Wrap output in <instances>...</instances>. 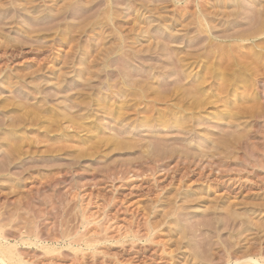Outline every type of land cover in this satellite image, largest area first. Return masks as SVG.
Listing matches in <instances>:
<instances>
[{"label":"rangeland","instance_id":"rangeland-1","mask_svg":"<svg viewBox=\"0 0 264 264\" xmlns=\"http://www.w3.org/2000/svg\"><path fill=\"white\" fill-rule=\"evenodd\" d=\"M263 5L0 0V236L20 262L264 264Z\"/></svg>","mask_w":264,"mask_h":264},{"label":"bare ground","instance_id":"bare-ground-1","mask_svg":"<svg viewBox=\"0 0 264 264\" xmlns=\"http://www.w3.org/2000/svg\"><path fill=\"white\" fill-rule=\"evenodd\" d=\"M65 1H66V0H65ZM135 1H136V0H135ZM59 2H60V1H59ZM61 2H62V1H61ZM86 2H87V1H86ZM120 2H121V1H120ZM80 3H81V1H80ZM25 4H26V3H25ZM58 4H59V3H58ZM99 4H100V3H99ZM99 4H98V5H99ZM105 4H106V3H105ZM130 4H131V3H130ZM146 4H147V3H146ZM146 4H145V5H146ZM26 5H27V4H26ZM83 5H84V3H83ZM87 5H88V4H87ZM96 5H97V4H96ZM98 5H97V6H98ZM54 6H55V5H54ZM132 6H133V5H132ZM25 7H26V6H25ZM100 7H101V5H100ZM262 7H264V5H263ZM94 8H95V6H94ZM94 8H93V9H94ZM96 8H97V7H96ZM96 8H95V9H96ZM126 8H127V7H126ZM113 9H114V8H113ZM124 9H125V8H124ZM128 9H129V8H128ZM155 9H156V8H155ZM257 9H258V8H257ZM55 10H57V8H56ZM259 10H260V9H259ZM25 11H26V10H25ZM27 11H28V10H27ZM93 11H94V10H91V12L89 11V12H90L89 14L93 13ZM96 11H97V10H96ZM106 11H108V9H107ZM254 11H256V10H254ZM54 12H55V11H54ZM100 12H101V11H100ZM126 12H127V11H126ZM126 12H125V13H126ZM260 12H261V11H260ZM60 13H61V12H60ZM102 13H103V12H102ZM104 13H105V12H104ZM254 13H255V12H254ZM254 13H253V14H254ZM256 13H257V11H256ZM29 14H30V12H29ZM36 14H37V13H36ZM52 14H53V13H52ZM54 14H55V13H54ZM84 14H85V13H84ZM89 14H87V15H89ZM113 14H114V12L112 13V15H113ZM118 14H119V12H118ZM253 14H252V15H253ZM262 14H264V11H263ZM31 15H32V14H31ZM34 15H35V14H34ZM254 15H255V17H256V14H254ZM260 15H261V14H260ZM52 16H53V15H52ZM54 16H56V15H54ZM92 16H93V15H92ZM119 16H120V15H119ZM219 16H220V15H219ZM258 16H259V14H258ZM34 17H35V16H34ZM34 17H33V18H34ZM72 17H73V16H72ZM80 17H81V15H80ZM82 17H83V14H82ZM99 17H100V16H98V18H99ZM126 17H127V16H126ZM260 17H261V16H260ZM56 18H57V17H56ZM83 18H84V17H83ZM83 18H82L81 21H84ZM86 18H87V16H85V19H86ZM115 18H116V17H115ZM117 18H118V17H117ZM253 18H254V17H253ZM262 18H264V17H262ZM54 19H55V17H54ZM57 19H59V18H57ZM57 19H56V20H57ZM77 19H78V18H77ZM122 19H125V18H122ZM126 19H127V18H126ZM197 19H198V18H197ZM254 19H255V18H254ZM257 19H258V18H257ZM97 20H99V19H97ZM105 20H106V19H105ZM113 20H114V19H112V23H113ZM261 20H262V19H261ZM58 21H60V19H59ZM73 21L75 22L76 19L72 20V22H73ZM81 21H80V22H81ZM197 21H198V20H197ZM106 22H107V21H106ZM199 22H200V21H199ZM25 23H26V22H24V24H25ZM53 23H54V20H53ZM53 23H52V24H53ZM55 23H56V22H55ZM64 23H65V22H64ZM77 23H79V22H77ZM251 23H252V21H251ZM251 23H250V24H251ZM262 23H264V20H263ZM52 24H51V26L54 25V24H53V25H52ZM72 24H74V23H72ZM149 24H151V23H149ZM190 24H191V23H190ZM49 25H50V23H49ZM80 25H81V24H80ZM116 25H117V24H116ZM200 25H201V24H200ZM33 26H34V25H33ZM41 26H42V25H41ZM63 26H64V25H63ZM63 26H62V27H63ZM75 26L77 27V25H75ZM118 26H120V25H118ZM138 26H139V25H138ZM141 26H142V25H141ZM252 26H253V25H252ZM252 26H251V27H252ZM254 26H255V24H254ZM31 27H32V26H31ZM46 27H48V26L46 25L45 28H46ZM62 27H61V28H62ZM79 27H80V26H79ZM123 27H124V26H123ZM123 27H122V28H123ZM196 27H197V26H196ZM213 27H214V26H213ZM240 27H241V26H240ZM251 27H250V28H251ZM34 28H35V27H33V29H34ZM43 28H44V27H43ZM50 28H51V27H50ZM122 28H120V29H122ZM163 28H164V27H163ZM236 28H237V27H236ZM238 28H239V27H238ZM262 28H263V27H262ZM48 29H49V28H48ZM71 29H73V28H71ZM76 29H77V28H76ZM142 29H145V30H146V28H142ZM195 29H196V28H195ZM197 29H198V28H197ZM39 30H40V29H39ZM41 30H42V29H41ZM237 30H239V29H237ZM32 31H33V30H32ZM36 31H38V30H36ZM63 31H64V30H63ZM71 31H72V30H71ZM143 31H144V30H143ZM146 31H147V30H146ZM197 31H198V30H197ZM234 31H235V30H234ZM257 31H258V30H257ZM257 31H256V32H257ZM241 32H243V30H242ZM254 32H255V31H254ZM262 32H263V30H262ZM72 33L75 34L74 31H72ZM145 33H146V32H145ZM189 33H190V32H189ZM258 33H260V32H258ZM32 34H33V33H32ZM116 34H117V33H116ZM200 34H201V33H200ZM228 34H229V33H228ZM232 34H233V33H231V35H232ZM234 34H235V33H234ZM260 34H261V33H260ZM260 34H259V35H260ZM78 35H79V34H78ZM236 35L238 36V34H236ZM254 35H255V34H254ZM254 35L246 36V37H240L238 40H240L241 42L250 41V40L256 38V37H254ZM119 36H120V35H119ZM134 36H135V35H134ZM64 37H66V36H64ZM98 37H99V36H98ZM155 37H156V35H155ZM30 38H31V37H30ZM72 39H73V38H72ZM123 39H124V38H123ZM155 39H156V38H155ZM158 39H159V38H158ZM26 40H27V39H26ZM31 40H32V38H31ZM126 40H127V39H126ZM132 41H133V40H132ZM154 41H155V40H154ZM166 41H167V40H166ZM32 42H33V41H32ZM72 42H73V41H72ZM162 42H164V41H162ZM202 42H203V41H202ZM26 43H27V42H26ZM36 43H37V42H36ZM109 43H110V42H109ZM140 43H141V42H140ZM166 43H167V42H166ZM166 43H163V44L165 45ZM229 43H230V42H229ZM235 43H236V42H235ZM40 44H41V43H40ZM40 44H39V46H41ZM118 44H119V42H118ZM142 44H143V43H142ZM154 44H155V43H154ZM169 44H170V42H169ZM210 44H211V43H210ZM215 44H216V43H215ZM222 44H223V43H222ZM232 44H234V43H232ZM33 45H34V44H33ZM35 45H36V47L38 46L37 44H35ZM47 45H48V44H47ZM172 45H173V44H172ZM175 45H176V44H175ZM213 45H214V44H213ZM213 45H212L211 47H213ZM216 45H217V44H216ZM229 45H231V44H229ZM49 46H50V45H49ZM68 46H69V44H68ZM68 46H67V47H68ZM107 46H108V45H107ZM139 46H140V45H139ZM139 46H138V47H139ZM146 46H147V45H146ZM167 46H168V44H167ZM207 46H208V45H207ZM219 46H220V43H219ZM136 47H137V46H136ZM140 47H141V46H140ZM155 47H156V46H155ZM155 47H154V48H155ZM163 47H164V46H163ZM220 47H221V46H220ZM33 48H34V47H33ZM104 48H105V47H104ZM123 48H124V47H123ZM123 48H122V49H123ZM127 48H128V47H127ZM165 48H166V45H165ZM207 48H208V47H207ZM214 48H215V47H214ZM214 48H213V50H214ZM222 48H223V47H221V49H222ZM39 49H40V48H38V50H39ZM128 49H129V48H128ZM130 49H131V48H130ZM143 49H144V48H143ZM145 49H146V48H145ZM151 49H152V48H151ZM169 49H170V48H169ZM169 49H168V50H169ZM205 49H206V48H205ZM215 49H216V48H215ZM18 50H19V49H18ZM40 50H41V49H40ZM152 50H153V49H152ZM217 50H218V49H217ZM70 51H71V50H70ZM113 51H114V50H113ZM223 51H225V50H223ZM71 52H72V51H71ZM127 52H128V51H127ZM134 52H135V51H134ZM170 52H171V50H170ZM196 52H197V51H196ZM102 53H103V52H102ZM109 53H110V52H107V54H109ZM124 53H125V51H124ZM171 53H173V52H171ZM205 53H206V52H205ZM225 53H226V52H225ZM62 54H63V53H62ZM176 54H177V53H176ZM179 54H180V53H179ZM186 54H187V52H186ZM189 54H190V53H189ZM206 54H207V53H206ZM90 55H91V54H90ZM90 55H89V56H90ZM98 55H99V54H98ZM191 55H194V54L191 53ZM62 56H63V55H62ZM94 56H96V55H94ZM125 56H129L128 53H127V55H125ZM125 56H124V57H125ZM168 56H169V55H168ZM180 56H181V55H180ZM184 56H185V54H184ZM184 56H183V57H184ZM211 56H213V55H211ZM171 57H173V56L171 55ZM103 58H104V57H103ZM177 58H178V57H177ZM177 58H176L175 60H177ZM173 59H174V58H173ZM179 59H180V58H179ZM179 59H178V60H179ZM103 60H104V59H103ZM127 60H128V57H127ZM183 60H184V59H183ZM193 60H194V59H193ZM119 61H120V60H119ZM146 61H147V60H145L143 63H145ZM39 62H40V61H39ZM173 62H174V61H173ZM180 62H181V61H180ZM182 62H184V61H182ZM141 63H142V62H141ZM154 63H155V62H154ZM224 63L227 64L226 62H224ZM228 63H229V62H228ZM106 64H107V63H106ZM113 64H114V63H113ZM117 64H120V63H117ZM159 64H160V63H159ZM48 65H49V64H48ZM78 65H79V64H78ZM114 65H115V64H114ZM153 65H154V64H153ZM175 65H176V64H175ZM223 65H224V64H223ZM79 66H80V65H79ZM118 66H119V65H118ZM158 66H159V65H158ZM226 66H227V65H226ZM37 67H39V66H37ZM116 67H117V66H116ZM156 67H157V66H156ZM165 67H166V66H165ZM175 67H176V66H175ZM220 67H221V66H220ZM228 67H229V66H228ZM228 67H227V68H228ZM32 68H33V67H32ZM34 68L36 69V67H34ZM52 68H53V67H52ZM160 68H163V67H160ZM221 68H222V67H221ZM227 68H226V67H223V69H225V71H227V70L229 69V68H228V69H227ZM38 69H39V68H38ZM38 69H36V70H38ZM121 69H122V68H121ZM146 69H147V68H146ZM178 69H180L179 66H178ZM226 69H227V70H226ZM230 69H231V68H230ZM31 70H33V69H31ZM85 70L87 71V69H85ZM127 70H128V69H127ZM147 70H148V69H147ZM176 70H177V67H176ZM221 70H222V69H220L219 71H221ZM229 71H230V70H229ZM240 71H241V70H240ZM62 72H63V71H62ZM234 72H235V71H234ZM126 73H128V72H126ZM178 73H180V72H178ZM221 73H222V71H221ZM65 74H66V73H64V75H65ZM67 74H68V73H67ZM69 74H70V72H69ZM130 74H131V73H130ZM130 74H129V75H130ZM142 74H143V73H142ZM176 74H177V71H176ZM176 74H175V75H176ZM184 74H185V73H184ZM219 74H220V73H219ZM112 75H113V74H112ZM112 75H110V76H112ZM144 75H145V74H144ZM67 76H68V75H67ZM140 76H141V75H140ZM178 76H179V75H178ZM56 77H57V76H56ZM85 77H86V76H85ZM93 77H94V76H93ZM115 77H116V76H114L113 79H115ZM127 77H128V76H127ZM129 77H130V76H129ZM135 77H136V75H135ZM144 77H145V76H144ZM150 77H151V76H150ZM176 77H177V76H176ZM187 77H188V76H187ZM78 78H79V77H78ZM94 78H95V77H94ZM131 78H132V76H131ZM133 78H134V77H133ZM136 78H137V77H136ZM138 78H139V77H138ZM146 78H147V77H146ZM146 78H145V79H146ZM79 79H80V78H79ZM91 79H92V78H91ZM97 79H98V77H97ZM100 79H101V78H100ZM100 79H99V80H100ZM113 79H111V80H113ZM140 79H141V78H140ZM140 79H139V80H140ZM153 79H154V78H153ZM181 79H182V78H181ZM186 79H188V78H186ZM186 79H184V82H185ZM197 79H198V78H197ZM201 79H202V78H201ZM43 80H44V79H43ZM82 80H83V79L80 80V81H81V84H83V83H82V82H83ZM84 80H85V79H84ZM131 80H132V79H131ZM134 80H135V78H134ZM139 80H138V81H139ZM177 80H179V79H177ZM198 80H199V79H198ZM85 81H86V80H85ZM90 81H91V80H90ZM100 81H101V80H100ZM129 81H130V79H129ZM140 81H141V80H140ZM145 81H147V80H145ZM145 81H142V82H145ZM150 81H151V80H150ZM180 81H181V80H180ZM7 82H8V81H7ZM37 82H38V81H37ZM108 82L110 83V82H112V81L109 80ZM178 82H179V81H178ZM198 82H199V81H198ZM200 82H201V81H200ZM56 83H57V82H56ZM20 84H21V83H20ZM87 84H88V83H87ZM129 84H130V83H129ZM176 84H177V83H176ZM179 84H180V83H179ZM181 84H182V83H181ZM190 84H191V83H190ZM195 84H197V82H196ZM195 84L193 83V85H195ZM97 85H98V84H96V86H97ZM112 85H114V84H112ZM118 85H119V84H118ZM167 85H169V84H167ZM170 85H171V84H170ZM183 85H184V84H183ZM193 85L191 84V87H192ZM55 86H56V85H55ZM81 86H82V85H81ZM81 86H80V87H81ZM91 86H92V85H91ZM94 86H95V83H94ZM142 86H143V85H142ZM174 86H175V85H174ZM178 86H179V85H178ZM187 86H189V85H187ZM58 87H59V85H58ZM82 87H83V86H82ZM103 87H105V86H103ZM154 87H155V84H154ZM162 87H163V85H162ZM162 87L160 86V88H162ZM164 87H165V86H164ZM193 87H194V86H193ZM195 87H196V86H195ZM21 88H23V87H21ZM56 88H57V87H56ZM73 88H74V87H73ZM84 88H85V87H84ZM110 88H111V87H110ZM112 88H113V87H112ZM140 88H141V87H140ZM182 88H183V87H182ZM186 88H187V87H186ZM74 89H75V88H74ZM184 89H185V88H184ZM191 89H195V88H191ZM158 90H159V89H158ZM158 90H157V91H158ZM170 90H171V88H170ZM84 91H85V90H84ZM115 91H116V90H115ZM188 91H189V90H188ZM198 91H199V90H198ZM215 91H216V90H215ZM57 92H58V91H57ZM78 92H79V91H78ZM193 92H194V90H193ZM11 93H12V92H11ZM88 93H89V90H88ZM113 93H114V92H113ZM115 93H116V92H115ZM117 93H118V92H117ZM132 93H133V92H132ZM191 93H192V92H191ZM196 93L198 94V92H196ZM31 94H32V93H31ZM136 94H137V92H136ZM144 94H145V93H144ZM157 94H158V93H157ZM197 94H195V92H194L192 95H195V97L198 98V97H199V94H198V95H197ZM33 95H35V94H33ZM33 95H32V97H33ZM116 95H117V94H116ZM163 95H164V94H163ZM166 95H167V94H166ZM173 95H174V94H173ZM188 95H189V94H188ZM196 95H197V96H196ZM204 95H205V94H204ZM14 96H15V95H14ZM127 96H128V95H127ZM134 96H135V95H134ZM136 96L138 97L139 95H136ZM145 96H146V94H145ZM145 96H144V98H145ZM153 96H155V95H153ZM201 96H202V95H201ZM205 96H206V95H205ZM205 96H204V97H205ZM217 96H218V94H217ZM118 97H119V96H118ZM128 97H129V96H128ZM132 97H133V96H132ZM137 97H136V98H137ZM139 97H140V96H139ZM146 97H147V96H146ZM165 97H166V96H165ZM210 97H211V96H210ZM121 98H123V96H122ZM121 98H120V99H121ZM130 98H131V97H130ZM133 98H134V97H133ZM149 98H150V97H149ZM171 98H172V97H171ZM211 98H212V97H211ZM125 99H126V98H125ZM145 99H146V98H145ZM147 99H148V97H147ZM182 99H183V98H182ZM209 99H210V98H209ZM212 99H213V98H212ZM12 100H16V99L13 97V99H11V101H12ZM19 100H20V99H19ZM71 100H72V98H71ZM77 100H78V99H77ZM118 100H119V99H118ZM161 100H162V99H161ZM217 100H218V99H217ZM217 100H216V101H217ZM6 101H7V100H6ZM20 101H21V100H20ZM20 101H18V102H20ZM28 101H29V100H28ZM30 101H31V100H30ZM30 101H29V102H30ZM67 101H68V100H67ZM72 101H73V100H72ZM75 101H76V100H75ZM119 101H120V100H119ZM121 101H122V100H121ZM121 101H120V102H121ZM134 101H135V100H134ZM138 101H140V100H138ZM176 101H177V100H176ZM178 101H180V100H178ZM178 101H177V102H178ZM188 101H189V100H188ZM188 101H187V102H188ZM7 102H8V101H7ZM63 102H64V101H63ZM70 102H71V101H70ZM76 102H77V101H76ZM76 102H75V103H76ZM79 102H80V101H79ZM22 103H23V102H22ZM22 103H20V104H22ZM38 103H39V102H38ZM64 103H65V102H64ZM64 103H63V104H64ZM73 103H74V101H73ZM150 103H151V102H150ZM150 103H149V104H150ZM179 103H180V102H179ZM197 103L199 104V102H197ZM197 103H196V104H197ZM5 104H6V103H4V105H5ZM79 104L81 105V102H80ZM126 104H127V103H126ZM151 104H152V103H151ZM23 105H24V104H23ZM82 105H83V104H82ZM87 105H88V104H87ZM87 105H86V106H87ZM136 105H137V102H136ZM139 105H140V103H139ZM178 105H179V104H178ZM186 105H188V103H187ZM33 106H34V105H33ZM42 106H43V105H42ZM75 106H76V104H75ZM101 106L103 107V105H101ZM137 106H138V105H137ZM146 106H147V105H146ZM149 106H150V105H149ZM26 107H28V104L26 105ZM69 107H70V106H69ZM73 107H74V104H73ZM73 107H72V108H73ZM77 107H78V106H77ZM77 107H76V108H77ZM168 107H169V106H168ZM187 107H188V106H187ZM29 108H30V107H29ZM33 108H34V110H35V107H33ZM33 108H32V109H33ZM36 108H37V107H36ZM70 108H71V107H70ZM70 108H68V109H70ZM23 109H24V108H23ZM25 109H26V108H25ZM68 109H67V110H68ZM105 109H106V108H105ZM119 109H120V108H119ZM119 109H118V110H116V109L110 110L108 113L114 115L117 111H121V110H119ZM188 109H189V108H188ZM27 110H29V109H27ZM73 110H74V109H73ZM106 110L108 111V109H106ZM30 111H31V109H30ZM68 111H69V110H68ZM70 111H71V110H70ZM101 111H102V110H101ZM107 111H106V112H107ZM163 111H164V110H163ZM36 112H37V111H36ZM62 112H63V110H62ZM80 112H81V110H80ZM95 112H96V111H95ZM106 112H105V113H106ZM125 112H126V111H125ZM21 113H22V112H21ZM69 113H70V112H69ZM78 113H79V112H78ZM82 113H83V111H82ZM117 113H118V112H117ZM14 114H16V113H14ZM22 114H23V113H22ZM71 114H72V113H71ZM71 114H68V115L70 116ZM73 114H74V113H73ZM97 114H98V113H97ZM146 114H147V113H146ZM180 114H181V113H180ZM0 115H1V114H0ZM8 115H9V114H8ZM16 115H17V114H16ZM66 115H67V114H66ZM68 115H67V116H68ZM101 115H102V113H101ZM107 115H108V114H107ZM10 116H11V115H10ZM10 116H9V117H10ZM44 116H45V114H44ZM146 116H147V115H146ZM162 116H163V115H162ZM46 117H47V116H46ZM46 117H45V118H46ZM52 117H53V116H52ZM55 117H56V116H55ZM60 117H61V116H59V118H60ZM106 117H107V116H106ZM133 117H134V116H133ZM144 117H145V116H144ZM1 118H2V120H3V117H1ZM4 118H5V117H4ZM14 118H15V117H14ZM53 118H54V117H53ZM56 118H57V117H56ZM75 118H76V117H75ZM131 118H132V116H131ZM9 119H10V118H9ZM49 119H50V118H49ZM72 119H73V117H72ZM115 119H116V118H115ZM12 120H13V118H12ZM12 120H10V121H12ZM73 120H75V119H73ZM113 120H114V117H113ZM143 120H144V119H143ZM123 121H125V120H123ZM2 122H3V121H2ZM72 122H74V121H72ZM76 122H78V121L76 120ZM126 122H128V121L126 120ZM161 122H162V121H161ZM6 123H7V122H6ZM17 123H19V122L17 121ZM48 123H49V122H48ZM48 123H47V124H48ZM70 123H71V122H70ZM111 123L113 124V122H111ZM184 123H185V122H184ZM118 124H119V123H118ZM144 125H145V124H144ZM49 126H50V125H49ZM67 126H68V125H67ZM85 126H86V125H85ZM113 126H115V125H113ZM51 127H53V126H51ZM70 127H71V126H70ZM86 127H87V126H86ZM53 128H54V127H53ZM130 128H131V127H130ZM130 128H129V129H130ZM54 129H55V128H54ZM54 129H52V130H54ZM87 129H88V128H87ZM144 129H145V128H144ZM89 130H90V129H89ZM107 131H108V130H107ZM112 131H113V129H112ZM108 132H109V131H108ZM110 132H111V131H110ZM114 133H115V132H114ZM116 133H117V132H116ZM127 133H128V132H127ZM111 135H112V133H111ZM111 135H109V136H111ZM121 135H123V134H121ZM22 136H23V135H22ZM118 136H119L120 138L122 137V136H120V135H118ZM123 136H124V135H123ZM113 137H114V136H113ZM116 137H117V136H115V138H116ZM119 137H118V138H119ZM145 137H146V136H145ZM23 138H24V137H23ZM118 138H117V140H118ZM131 138H132V137H131ZM131 138H130V140H131ZM141 138H143V137H141ZM25 139H26V138H25ZM25 139H24V140H25ZM137 139H138V138H137ZM22 140H23V139H22ZM22 140H21V142L24 141V140H23V141H22ZM26 140H27V139H26ZM117 140H116V141H117ZM120 140H123V139H120ZM124 140H126V139H124ZM133 140H134V138H133ZM138 140H140V139H138ZM127 141H128V139H127L125 142H127ZM135 141H136V140H135ZM142 141H143V140H142ZM14 142H16V141H14ZM18 142H19V141H18ZM120 142H121V141H120ZM128 142H130V141H128ZM130 143H131V142H130ZM117 144H118V143H117ZM235 213H236V212H235ZM229 214H230V213H229ZM237 214H238V212H237ZM244 214H245V213H244ZM233 215H234V214H231V216L233 217V219H235ZM239 215H240V214H238L237 216H239ZM228 216L231 217L230 215H228ZM230 219H231V218H230ZM233 219H231V221H232ZM235 220H236V219H235ZM233 222H234V220H233ZM1 230H2V229H1ZM1 230H0V231H1ZM1 233H2V231H1ZM2 234H3V233H2ZM2 234H1V236H0V264H24V263L20 262V261L15 257L14 254H15L16 252L13 253L15 250H13L12 247H10V246H12V245L9 244L10 246H7V245H4V244H3V241H4L5 238L2 237V236H4V235H2ZM4 237H5V236H4ZM5 242H6V241H5ZM14 249H15V248H14ZM192 256H193V255H192ZM17 257H20V256H17ZM232 260H234V259L232 258ZM258 260H259V259H258ZM258 260H255V259L252 258V257H246V258H244V259H242V260H236L235 262H233V264H261ZM26 264H27V263H26Z\"/></svg>","mask_w":264,"mask_h":264}]
</instances>
